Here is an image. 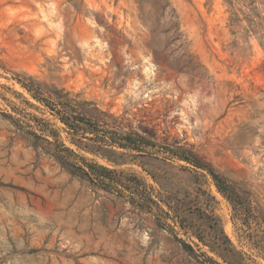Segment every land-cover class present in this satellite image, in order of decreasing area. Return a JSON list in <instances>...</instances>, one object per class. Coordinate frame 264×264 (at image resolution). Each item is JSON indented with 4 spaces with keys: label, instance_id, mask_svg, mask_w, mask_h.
<instances>
[{
    "label": "rangeland",
    "instance_id": "1",
    "mask_svg": "<svg viewBox=\"0 0 264 264\" xmlns=\"http://www.w3.org/2000/svg\"><path fill=\"white\" fill-rule=\"evenodd\" d=\"M21 82L151 144L121 165L77 149ZM42 125L148 195L92 190L22 130ZM165 147L264 206V0H0V264H228L210 250L217 219L264 264L207 171Z\"/></svg>",
    "mask_w": 264,
    "mask_h": 264
},
{
    "label": "trees",
    "instance_id": "2",
    "mask_svg": "<svg viewBox=\"0 0 264 264\" xmlns=\"http://www.w3.org/2000/svg\"><path fill=\"white\" fill-rule=\"evenodd\" d=\"M27 92L40 102H47L52 112L57 115L64 124V132L72 145L77 149H83L100 155L108 161L121 165L128 161L129 156L143 154L145 148L151 143L136 131L122 132L109 127L105 121L92 119L86 115L84 106L88 103L70 97L68 92L59 90V96L54 100L45 99L43 89L32 84L21 82ZM112 117V115H110ZM113 118V117H112ZM42 120V119H41ZM46 123V122H45ZM22 130L29 133L33 138V145L39 153L46 154L57 160L63 167L72 174L87 181L92 190L98 192L104 190L117 195H143L140 190L141 180L134 175H128L124 170H116L99 164L94 159L80 155L77 149L60 141L58 131L49 128L47 125L40 127V133L22 127ZM48 136H53L50 140ZM86 140V141H84ZM165 152L170 156H176L185 160L191 165L207 171L213 179L219 192L225 196L233 208L234 221H238L244 227L246 236L257 251L264 257V206H253L250 199L239 195L234 183L215 171L209 164L204 163L196 154L188 149H173L165 147ZM128 151H136L133 154ZM145 195H148L144 192ZM142 208L153 210L154 203L161 208L154 200L143 199ZM147 206V207H146ZM177 212V211H175ZM205 213V212H204ZM175 222L181 226H187V219L176 213ZM166 226H170L166 224ZM211 227L215 233V240L210 250L215 252L228 264H246V256L238 250L229 236L225 233L220 220L217 219ZM184 247L194 251L188 243Z\"/></svg>",
    "mask_w": 264,
    "mask_h": 264
}]
</instances>
